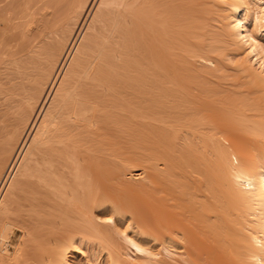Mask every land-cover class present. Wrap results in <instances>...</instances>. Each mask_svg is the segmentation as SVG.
I'll return each mask as SVG.
<instances>
[{
  "label": "bare ground",
  "instance_id": "6f19581e",
  "mask_svg": "<svg viewBox=\"0 0 264 264\" xmlns=\"http://www.w3.org/2000/svg\"><path fill=\"white\" fill-rule=\"evenodd\" d=\"M84 248L264 264V0H0V264Z\"/></svg>",
  "mask_w": 264,
  "mask_h": 264
},
{
  "label": "rangeland",
  "instance_id": "374dc122",
  "mask_svg": "<svg viewBox=\"0 0 264 264\" xmlns=\"http://www.w3.org/2000/svg\"><path fill=\"white\" fill-rule=\"evenodd\" d=\"M94 13H95V11H94ZM94 15V14H93ZM93 15H91V17H90V19H89V22H88V24H90V22H91V18L93 17ZM233 72H232V74L230 73V75L227 77V78H225L224 80H220V85H222V86H220L218 83H217V80H212L213 81V84H211V83H207L208 84V86L209 87H207V88H213L211 91H216L217 92V89L216 88H219L220 87V92L221 93H218L219 95L220 94H223L222 95V98H226V97H223V96H230L231 98H232V96H233V98H235V96L236 97H238V95H235L234 96V94H236V93H234L235 91L237 92L238 90L239 91H242L241 90V86H240V88H239V86H238V83L236 84V82H235V80L237 81V79H238V77H236V76H233ZM237 78V79H236ZM235 79V80H234ZM228 80V81H227ZM215 81V82H214ZM223 81H224V83H223ZM209 82V81H208ZM218 82H219V80H218ZM226 83V84H225ZM231 83H233V84H231ZM206 84V85H207ZM211 86H210V85ZM216 84H218L219 85V87H217L218 85H216ZM230 86H229V85ZM234 84H236V85H234ZM224 86V87H223ZM234 86V87H233ZM236 86V87H235ZM224 88V89H223ZM233 88H234V91H232L233 92V94L231 93V90H233ZM231 89V90H230ZM238 89V90H237ZM228 90H230V92L228 91ZM227 91V92H226ZM232 95H230L229 93ZM217 94V93H216ZM216 96H218V95H216ZM221 96V95H220ZM229 97V98H230ZM221 98V97H220ZM16 235H19L20 233L18 232V231H16V233H15ZM10 249V248H9ZM83 252L82 253H77V252H74V253H72V257H71V261H72V263L73 264H108L107 263V256H105V254L104 253H102V254H100L99 252H92V251H90V250H87L86 248H84L83 250H82ZM96 256V257H95Z\"/></svg>",
  "mask_w": 264,
  "mask_h": 264
}]
</instances>
